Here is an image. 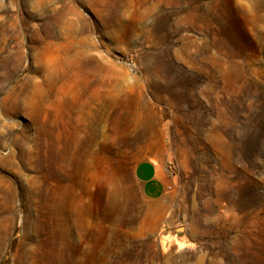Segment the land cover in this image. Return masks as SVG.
Here are the masks:
<instances>
[{
    "label": "rangeland",
    "instance_id": "obj_1",
    "mask_svg": "<svg viewBox=\"0 0 264 264\" xmlns=\"http://www.w3.org/2000/svg\"><path fill=\"white\" fill-rule=\"evenodd\" d=\"M0 264H264V0H0Z\"/></svg>",
    "mask_w": 264,
    "mask_h": 264
},
{
    "label": "crops",
    "instance_id": "obj_2",
    "mask_svg": "<svg viewBox=\"0 0 264 264\" xmlns=\"http://www.w3.org/2000/svg\"><path fill=\"white\" fill-rule=\"evenodd\" d=\"M133 174L142 196L150 202L161 200L173 181L167 173L166 166L160 162L157 164L151 161L139 162L135 165Z\"/></svg>",
    "mask_w": 264,
    "mask_h": 264
},
{
    "label": "built area",
    "instance_id": "obj_3",
    "mask_svg": "<svg viewBox=\"0 0 264 264\" xmlns=\"http://www.w3.org/2000/svg\"><path fill=\"white\" fill-rule=\"evenodd\" d=\"M167 173L169 174L170 177L174 176V171L170 167L167 169ZM167 189H170V188L168 187Z\"/></svg>",
    "mask_w": 264,
    "mask_h": 264
}]
</instances>
